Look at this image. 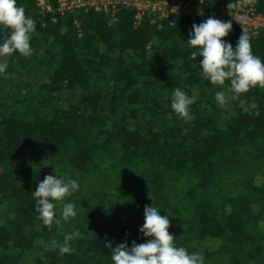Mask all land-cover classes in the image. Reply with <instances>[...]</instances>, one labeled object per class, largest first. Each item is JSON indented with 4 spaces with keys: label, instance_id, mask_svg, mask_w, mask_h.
I'll list each match as a JSON object with an SVG mask.
<instances>
[{
    "label": "trees",
    "instance_id": "obj_1",
    "mask_svg": "<svg viewBox=\"0 0 264 264\" xmlns=\"http://www.w3.org/2000/svg\"><path fill=\"white\" fill-rule=\"evenodd\" d=\"M202 1L264 15V0ZM17 0L36 22L32 55L0 57V264H111V248L146 243L144 208L168 215L177 246L205 264H264V88L221 107L220 86L205 80L187 45L193 22L133 8L58 12V0ZM223 39L235 47L242 30ZM199 25V24H198ZM10 30L0 28V43ZM264 61V30L251 36ZM197 65H196V64ZM227 86V82L225 87ZM181 88L196 97L186 121L170 108ZM48 175L79 190L65 202L78 215L50 227L31 192ZM62 203H57L60 216ZM79 232L70 254L52 242Z\"/></svg>",
    "mask_w": 264,
    "mask_h": 264
},
{
    "label": "clouds",
    "instance_id": "obj_2",
    "mask_svg": "<svg viewBox=\"0 0 264 264\" xmlns=\"http://www.w3.org/2000/svg\"><path fill=\"white\" fill-rule=\"evenodd\" d=\"M35 27V20L26 16L24 8L17 5V0H0V28L10 30L9 36L0 43V57L14 53L31 56ZM231 28L230 21L210 17L199 25H192L187 45L195 49L190 54L193 61L197 56L202 57L198 67L203 78L221 87L222 90L215 94L218 104L223 107L229 100H239L240 106L246 112H251L257 110L258 105L253 102L245 107L246 101L240 98L253 87L264 88V61L253 54L248 32L242 31L234 48L224 40ZM7 68L6 62H0V75H5ZM195 103L196 97L189 96L179 87L171 94L170 108L186 121L195 118L190 111V106ZM255 114L259 115L258 110ZM79 187V182L67 175L45 176L31 192L37 218L49 227L54 222L59 224L61 220L67 222L75 218L78 215L75 203L65 202V199L77 192ZM57 203L63 205L59 217L56 213ZM160 211L153 205L144 208V223L139 232L143 237L151 238L146 243L136 244L133 241L129 247L125 242L114 249L111 248V241L104 245L111 249V264H205L202 253H190L186 248L177 246L176 238L168 231L169 216H161ZM77 237L78 231L66 233L63 243L53 241L52 246L60 255L70 254L71 241Z\"/></svg>",
    "mask_w": 264,
    "mask_h": 264
},
{
    "label": "built area",
    "instance_id": "obj_3",
    "mask_svg": "<svg viewBox=\"0 0 264 264\" xmlns=\"http://www.w3.org/2000/svg\"><path fill=\"white\" fill-rule=\"evenodd\" d=\"M58 2V12L61 15L74 11L94 10L110 13L114 21L117 8L126 7L135 10L136 23H139L144 15L156 12L160 18L178 15L188 18L197 25L210 17L224 22L230 21L254 37L260 30H264V15L258 13L254 6L245 10L240 3L236 7L224 6L214 14H207L203 10L202 1L196 0H58ZM38 5L42 10L51 11L46 0H38Z\"/></svg>",
    "mask_w": 264,
    "mask_h": 264
}]
</instances>
